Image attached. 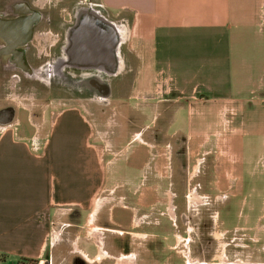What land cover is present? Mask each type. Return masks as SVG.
Instances as JSON below:
<instances>
[{
    "label": "crops",
    "instance_id": "crops-1",
    "mask_svg": "<svg viewBox=\"0 0 264 264\" xmlns=\"http://www.w3.org/2000/svg\"><path fill=\"white\" fill-rule=\"evenodd\" d=\"M4 1L17 13L42 11L47 23L52 17L45 8H59L58 33L70 31L79 9H99L121 30L118 74L128 100L119 101L123 118L114 122L116 129L110 126L113 117L99 112L98 105L87 110V99L66 92L50 120L34 121L32 111L23 112L30 107L20 101L13 104L19 110L12 121L0 117V264H143L140 251L138 257L130 250V238L142 240V216L158 208L142 207L131 196L137 180L128 190L123 174L137 167L141 149L157 146L171 156L186 151L187 178L194 180L204 165L201 151L209 154L212 142L221 146L213 139L223 136L221 122L235 125L241 113L253 112L258 96L264 97V0ZM37 33L35 41L49 37V32ZM7 62L0 57V72L12 63ZM19 80L15 76L7 88L20 86ZM137 90L140 101L132 100ZM113 99L96 96L94 102L108 109ZM184 106L190 144L174 129L184 120ZM211 114L219 129L200 130L210 124ZM98 116L107 123L100 124ZM123 138L137 144L131 166L117 161ZM218 164L213 160V169ZM196 166V173L190 171ZM115 182L130 192L134 204L123 195L113 197ZM101 192L106 195L99 197ZM165 192L171 200L165 209L175 211L177 192Z\"/></svg>",
    "mask_w": 264,
    "mask_h": 264
},
{
    "label": "rangeland",
    "instance_id": "rangeland-1",
    "mask_svg": "<svg viewBox=\"0 0 264 264\" xmlns=\"http://www.w3.org/2000/svg\"><path fill=\"white\" fill-rule=\"evenodd\" d=\"M59 10V8H49L48 5L44 11L51 15L52 22L42 23L36 30L38 36L43 31L49 32V37L46 38L47 35H45V39L39 38L35 41L36 44L39 43V47L37 45L38 49L46 46L44 52L49 49L50 43L55 41V34L60 27V24L58 26L61 19ZM8 68L9 66L5 65L0 72L1 105L11 106L16 112L18 108L13 104L16 105L20 101L24 106L30 107V109H25L23 112L30 113L32 111L35 116L34 121L37 122V119H41V117L50 120L60 109L61 106L57 104V101L58 97L64 95V92L57 87L47 86L45 84L47 78L43 74L38 77L44 82L26 81L10 91L7 88L8 84L20 73L9 72ZM113 87L114 99L110 108L107 109L101 104H96L94 99H87L83 102L87 110L98 105L99 112L103 111L106 117H113L112 121L110 120L113 124V126L110 125L112 129L114 128V122L119 121L121 117L123 118L121 109H119V101L122 99L128 100L127 97H123L127 95V91L122 90L120 80L115 82ZM133 94L132 100L140 101L138 97L141 93L137 90ZM8 96H14L15 98L7 99ZM258 97L260 102L254 106L253 112L246 113V117L242 116L243 113H241V119L238 118L235 125L230 122L226 127V123L223 122L225 124V128H223L221 122L220 129L223 136L217 137L215 135L213 137V139L216 138L217 140L218 138L220 140L221 146L218 147L216 142H212V151L209 154L202 152L203 150L201 151L200 154L204 157V165L199 177L197 176L194 180L190 179L189 176L187 178L188 161L186 151L180 153L175 150L171 156V152L163 151L157 146L144 147L141 149L139 162H136V169L130 168V164L134 163L131 158L132 150L135 149L137 144L128 143L127 138H123L119 144L118 148L123 147V150L117 160L118 163L125 164L128 162L130 165L128 167L130 168L129 174H123L125 177L124 182L127 185L126 189L133 188V185H136L133 180H137L138 188L134 194L131 193V196H134V199L139 201L142 207L146 208L155 204L156 208L165 209L171 201L169 194L165 191L173 190L177 192L173 202L176 204L175 209L179 214L178 226L180 228L182 224H186L187 227H192V232L190 236L183 240L184 242H181V232H177L179 236L176 264H185L181 257L182 254L179 252V250L184 249L185 244L191 247L194 257H204V260H207L209 264H264V134H262L264 133V97ZM183 109L185 111L180 112V117L184 120H179L174 129L177 128L185 133L182 137L185 138V141L187 139L190 144L191 137L187 134L186 129L190 115L188 107L184 106ZM104 115L102 117L105 118ZM208 117L210 118L208 119L210 124L199 129L204 130L208 127L209 130L219 129L217 125H212V114ZM117 118L118 120H115ZM102 119L98 116L99 123L105 125L107 122ZM112 129L108 128V130ZM230 133L235 135L231 134L233 136H230ZM178 138L180 137L178 136ZM196 143L197 141L194 138L191 145L192 150L196 149ZM104 148L100 153L103 158L106 152V148ZM213 160L219 163L214 169L212 166ZM197 168L198 166L196 168L191 167L190 171L195 170L196 173ZM118 179L121 180V176ZM121 184L114 183L117 190L113 197L119 200L123 195L126 197L125 202L127 204H134L132 197L129 195L130 192H126ZM201 186L204 188L202 189ZM194 193H197V195ZM105 195L106 192H101L99 197ZM190 195L195 198L192 199ZM206 203L208 204L205 205ZM204 208L218 209V219L220 221L217 222L216 216H210L208 225L211 228L207 231H200L196 224H201L200 218L203 214L201 212H205L203 211ZM206 212L213 215L212 211ZM222 219H227V222H221ZM183 227L180 229L183 230ZM239 227H241L240 230ZM130 240V250H134L139 257V251L142 253V244L139 239L132 236ZM235 241L236 243L242 241L244 246L238 248L237 245H233ZM150 244L151 242L149 246ZM185 249H188V247ZM161 264H165V262Z\"/></svg>",
    "mask_w": 264,
    "mask_h": 264
},
{
    "label": "flooded vegetation",
    "instance_id": "flooded-vegetation-1",
    "mask_svg": "<svg viewBox=\"0 0 264 264\" xmlns=\"http://www.w3.org/2000/svg\"><path fill=\"white\" fill-rule=\"evenodd\" d=\"M2 3V7L0 8V29L2 30L0 31V57L6 59L8 62L12 61L11 64L7 62L9 66L8 69H10L11 72L20 73V75H18L20 77L19 83H24L26 81L44 82V80L38 77L40 74H43L47 78L45 79V84L47 86L57 87L61 89V91L78 99H95V97L98 96L101 100L104 98L106 99L105 101H109L110 98L114 97L113 85L121 76H119V74L113 76L108 72L111 68L108 62L110 58V54H108L110 52L108 45L105 44L102 46L98 44L96 49L95 55L98 56L101 54L100 63L96 61L98 66H102L101 68L88 67L86 69H81L78 66H69L67 60L68 52L71 50L69 44V30L61 33L57 32L55 34V41L50 43L49 49L47 48L48 50L45 52L42 51L40 55H37L38 48L35 43V33L37 28L47 21L46 16L42 14V11L36 8L35 10L32 9V12L26 14L17 13L15 9L5 6L6 1L3 0ZM35 11L39 14V20L33 27L32 39L25 45L15 46L16 41L23 38V35H21L22 31H17L15 35L5 32L3 29L6 22L20 18L23 15H25L26 20H29L30 17L35 14ZM51 20L52 19H50V23L52 22ZM43 56L45 57L43 58ZM95 60H97V58ZM59 61V64H55ZM29 75L32 78L29 77ZM6 109L12 110L14 118L15 110L11 106L1 107L0 117L4 120L7 119L8 113L4 111ZM219 209H221V207H219ZM203 211L205 212H201V214L203 213L200 218L201 224L197 223L196 225L200 231H207L211 228V226L208 225L210 216H216L217 222L220 221L218 219L219 210L209 208ZM206 211H212L213 215H210L209 212ZM250 214L252 213L250 212ZM178 220L179 214L176 209L175 211L169 209H156L154 212L142 216L140 227L145 233L140 241L142 244L141 259L145 261L143 264H161L162 262H165V264H176L179 236L177 232H181V242H184L183 240H185L187 236H190L192 232V227H187L186 224L181 225L180 228L184 226L183 230L180 229ZM225 221L227 222V219H222L221 222ZM238 229L240 230L241 227ZM150 242L151 244L149 246ZM187 245L185 244L183 250H179L185 264H209L207 260H204V257H194L191 247ZM233 245H237V247L240 248L244 246V243L242 241L236 243L235 241ZM186 247H188V249H185Z\"/></svg>",
    "mask_w": 264,
    "mask_h": 264
},
{
    "label": "water",
    "instance_id": "water-1",
    "mask_svg": "<svg viewBox=\"0 0 264 264\" xmlns=\"http://www.w3.org/2000/svg\"><path fill=\"white\" fill-rule=\"evenodd\" d=\"M29 20L25 16L12 19L6 22L4 31L14 34L13 31H22L23 38L16 41L15 46L25 45L32 39L33 27L39 20L37 11ZM24 28V30H23ZM19 33V32H18ZM70 51L68 52L69 66L79 67L81 69L101 68L96 61L100 63V55H95L98 44L108 45L110 49L109 73L116 76L120 69L119 46L122 42L120 27L113 21L106 18L102 12L95 7H83L76 14V22L69 31ZM95 55V56H94ZM97 56V57H96ZM97 58V60H95ZM56 62L55 64H59ZM7 111L6 122L12 121V110Z\"/></svg>",
    "mask_w": 264,
    "mask_h": 264
},
{
    "label": "bare ground",
    "instance_id": "bare-ground-1",
    "mask_svg": "<svg viewBox=\"0 0 264 264\" xmlns=\"http://www.w3.org/2000/svg\"><path fill=\"white\" fill-rule=\"evenodd\" d=\"M198 170V169H197ZM98 206V203H96V207Z\"/></svg>",
    "mask_w": 264,
    "mask_h": 264
}]
</instances>
